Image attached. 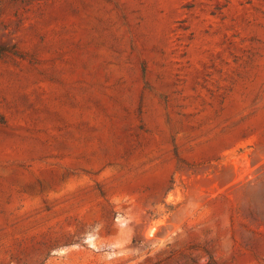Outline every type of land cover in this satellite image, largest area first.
<instances>
[{
    "label": "rangeland",
    "instance_id": "obj_1",
    "mask_svg": "<svg viewBox=\"0 0 264 264\" xmlns=\"http://www.w3.org/2000/svg\"><path fill=\"white\" fill-rule=\"evenodd\" d=\"M0 264H264V0H0Z\"/></svg>",
    "mask_w": 264,
    "mask_h": 264
}]
</instances>
